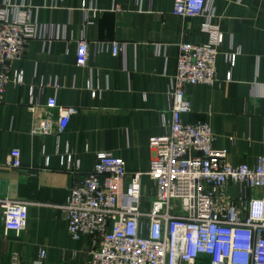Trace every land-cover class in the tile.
I'll return each instance as SVG.
<instances>
[{"label": "crops", "instance_id": "0c3cea01", "mask_svg": "<svg viewBox=\"0 0 264 264\" xmlns=\"http://www.w3.org/2000/svg\"><path fill=\"white\" fill-rule=\"evenodd\" d=\"M29 9L38 38L31 40L12 67L23 70V83L9 81L0 103V203H27V223L19 236L3 234L0 206V264H88L89 240L72 238L61 205L75 178L94 165L96 154L123 159L127 174L144 172L154 149L149 138L161 135L169 119L170 79L175 73L178 43H205L209 33L201 19L179 17L174 0H10ZM223 32L212 85L185 88L191 111L187 122L209 123L212 148L224 160L252 165L264 152V0H206ZM88 43L84 66L76 63L77 41ZM123 49L111 53L110 43ZM238 50L231 79L223 53ZM32 87L31 110L29 88ZM74 107L67 127L56 134L32 132L47 114L46 102ZM51 119L58 117L56 108ZM20 151V167L6 164L12 149ZM71 153L79 168L67 170L60 157ZM145 200L152 182L141 178ZM241 187L228 184L236 196ZM251 194V192H250ZM143 195V196H144ZM264 196V189L253 191Z\"/></svg>", "mask_w": 264, "mask_h": 264}, {"label": "built area", "instance_id": "2783aa9c", "mask_svg": "<svg viewBox=\"0 0 264 264\" xmlns=\"http://www.w3.org/2000/svg\"><path fill=\"white\" fill-rule=\"evenodd\" d=\"M10 0H0V103L9 81L23 83V70L12 67L21 59L28 43L38 38V27L29 9L19 10ZM172 11L179 17L201 19L209 33L205 43H178L175 73L170 79L169 119L163 118L161 135L149 138L154 149L144 172L128 175L122 158L107 152L96 154L93 167L75 178L60 207L72 238L89 240L88 264H264V196L251 195L264 189V152L252 165H232L225 152L212 148L214 138L207 122H187L182 115L191 111L187 85H212L217 80L216 58L223 32L206 0H174ZM110 43L111 53L123 49ZM238 50L223 53L231 79ZM88 43L77 41L76 63L84 66ZM31 110L32 87L29 88ZM47 115L33 127L34 133L59 134L68 125L74 107L58 106L54 97L46 102ZM56 108L53 120L50 110ZM20 151L12 149L6 164L20 167ZM67 170L79 168L71 153L60 157ZM152 182L151 194L142 207L141 178ZM228 184L239 185L236 196L226 192ZM3 234L19 236L27 223V203L4 199L0 203ZM40 250L35 264H43Z\"/></svg>", "mask_w": 264, "mask_h": 264}, {"label": "rangeland", "instance_id": "374dc122", "mask_svg": "<svg viewBox=\"0 0 264 264\" xmlns=\"http://www.w3.org/2000/svg\"><path fill=\"white\" fill-rule=\"evenodd\" d=\"M253 194V191H251V195ZM146 205V201H145V195L143 196V200H142V207H145Z\"/></svg>", "mask_w": 264, "mask_h": 264}]
</instances>
